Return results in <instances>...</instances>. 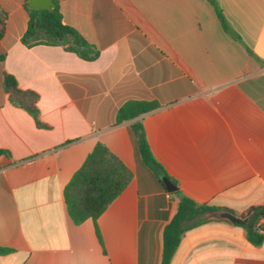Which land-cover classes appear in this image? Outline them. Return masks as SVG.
Listing matches in <instances>:
<instances>
[{"label": "crops", "instance_id": "1", "mask_svg": "<svg viewBox=\"0 0 264 264\" xmlns=\"http://www.w3.org/2000/svg\"><path fill=\"white\" fill-rule=\"evenodd\" d=\"M53 1L98 56L25 46L23 0H0V264L160 263L177 198L141 161L135 122L195 202L237 215L264 207V0ZM4 73L38 95L48 129L9 103ZM132 101L157 107L118 122ZM96 143L131 179L95 221L74 224L63 190ZM170 264H264V239L255 246L235 223L204 221Z\"/></svg>", "mask_w": 264, "mask_h": 264}, {"label": "trees", "instance_id": "2", "mask_svg": "<svg viewBox=\"0 0 264 264\" xmlns=\"http://www.w3.org/2000/svg\"><path fill=\"white\" fill-rule=\"evenodd\" d=\"M27 0H23L27 12V27L21 37V42L27 47L37 44L60 45L66 51L75 53L85 60H94L98 56L95 45L87 43L72 27L62 22V16L56 5L52 12L46 10H29ZM221 19V16H219ZM223 22V20H221ZM4 28L0 15V37ZM2 60V58H1ZM2 87L11 105L28 113L37 128L48 129L49 126L39 118L37 108L38 95L31 90L18 88L16 80L10 74L4 73ZM157 107L156 103L132 101L121 107L117 112V121L132 119ZM131 132L135 137L137 150L141 161L159 179L165 175L163 168L154 159L141 123L131 125ZM0 155L9 157L8 152L0 150ZM131 179L130 171L103 144L96 143L87 154L81 166L73 173L63 190L66 210L74 222L79 224L90 218L93 221L106 207L121 193ZM177 198L176 211L171 220L165 225L162 233V256L159 264H170L176 248L184 233L201 224L198 217L208 210H227L237 216L235 225L245 230L246 239L252 245H260L264 235L261 232L264 214H257L253 226L246 228V222L252 212L263 207L248 208L237 215L226 207H213L204 203H197L179 190L173 192ZM9 252L8 248L0 246V254Z\"/></svg>", "mask_w": 264, "mask_h": 264}, {"label": "water", "instance_id": "3", "mask_svg": "<svg viewBox=\"0 0 264 264\" xmlns=\"http://www.w3.org/2000/svg\"><path fill=\"white\" fill-rule=\"evenodd\" d=\"M55 3L53 0H27L26 8L29 10H46L52 12L55 8ZM161 182L163 183L165 190L168 193H173L178 190L177 185L171 181L167 176L161 177ZM257 214H264V207L256 212H252L250 217L246 222V228H251L253 226L254 220ZM237 216L230 211L217 209L208 210L199 215L198 220L200 222L210 221V220H225L230 223H235Z\"/></svg>", "mask_w": 264, "mask_h": 264}]
</instances>
